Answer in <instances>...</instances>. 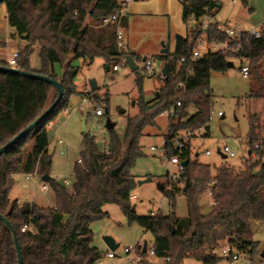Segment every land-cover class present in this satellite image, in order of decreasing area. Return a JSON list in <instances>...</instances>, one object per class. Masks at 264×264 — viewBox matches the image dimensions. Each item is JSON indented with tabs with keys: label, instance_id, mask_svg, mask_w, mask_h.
Returning a JSON list of instances; mask_svg holds the SVG:
<instances>
[{
	"label": "trees",
	"instance_id": "1",
	"mask_svg": "<svg viewBox=\"0 0 264 264\" xmlns=\"http://www.w3.org/2000/svg\"><path fill=\"white\" fill-rule=\"evenodd\" d=\"M217 1L179 0L183 23L193 21L195 25L187 31L185 38L175 37L173 53L157 56L163 63H168L169 72L166 77L159 78L161 86L155 98L152 101H144L142 96L138 98V113L128 118L124 137L115 134L114 128L109 130L111 137L104 151L98 148L93 137L85 135V148L73 167L72 191L50 177L46 182L55 200L51 207L27 201L18 205L16 200L11 201L13 176L31 172L49 175L47 125L55 114L67 108L69 97L78 94L73 83L77 70L71 65L72 60L83 59L91 64L96 57H103L109 67L126 54L135 56L116 46L117 28L126 27L127 16L103 23V19L116 9L118 0L2 1L8 26L14 29L11 36L26 41L24 49L18 51L17 68L58 80L63 90L62 99L52 113L0 155V214L9 220L16 232L23 264H95L102 255L93 245L91 226L108 215L103 210L106 204L118 205L129 224H137L149 232L153 237L155 256L169 258V264H183L185 259L215 264L221 258L214 251L226 242L240 253L253 255L256 242L252 240V223L264 222V154L252 159L249 149L245 169L235 170L223 165L213 175L209 165L191 159L190 143L180 151L169 147L168 156L177 154L180 160L188 162L180 169L177 181L166 182L170 189L164 188L163 193L173 209L176 195L182 194L188 215L180 217L174 211L170 215H137L130 199L137 186L131 169L143 155L140 140L145 127L155 126L156 118L168 111L165 135L168 141L180 130L193 133L204 128L205 134L209 135L206 120L211 96L205 89L209 86L211 73L227 71L232 58H246L250 65L249 75L254 71L258 77L257 69L264 61V24L260 37L244 40L239 53L209 52L195 62H180L204 33L224 39L214 27L205 30L200 24L203 17L217 9ZM240 1L247 5L249 0ZM35 45L39 46L38 70H33L29 61ZM4 46L5 42H0V47ZM56 64L63 68L61 75L55 71ZM0 66L9 67L2 60ZM190 66L193 73L186 76ZM179 83L185 84V93L178 89ZM53 89L41 80L0 71V146L53 102H49ZM253 96L258 97L259 93L249 97ZM103 100L107 105L109 98L106 96ZM178 101H181L180 106H177ZM191 104L196 112L188 115L186 110ZM254 122L251 119L249 144L259 139L255 135ZM30 140L31 146L27 150ZM262 141L264 143V138ZM186 181L188 185L184 189ZM207 193L213 204L209 213L202 214L199 199ZM24 226L27 228L22 230ZM139 253L146 256L142 247ZM0 264H17L12 235L1 221Z\"/></svg>",
	"mask_w": 264,
	"mask_h": 264
},
{
	"label": "rangeland",
	"instance_id": "2",
	"mask_svg": "<svg viewBox=\"0 0 264 264\" xmlns=\"http://www.w3.org/2000/svg\"><path fill=\"white\" fill-rule=\"evenodd\" d=\"M220 1L221 8L214 15L216 20H235L242 22L243 26L248 29L264 24V0H249L247 5H243L240 0ZM4 8L5 6L0 4V29L5 28L6 9L4 10ZM180 23L186 31L193 29L195 25L193 21L184 24L181 19ZM5 30H7L6 36H4L7 53L4 55L9 60L14 52L24 49L26 41L19 37L13 38L11 35L14 34V29L11 27L7 26ZM122 38L125 44L123 49L139 58L138 60L136 58L135 61L138 69L131 71L127 65H122V60H120L109 64V68L117 64V71L107 70L103 57H96L91 64H87L83 59L72 60L71 65L77 70L73 83L78 94L69 97L67 106L69 113L66 114L62 109L47 125L48 153L51 160L49 176L52 179L56 178L62 184H64V179L67 180L68 184L65 187L68 191H72L74 186L73 167L85 148V135L93 137L98 148L104 151L111 137V133L105 128L108 118L115 124L114 133L120 138L124 137L128 118L138 113L136 104L138 98L142 96L144 101H152L161 86L159 77L163 61L157 56L160 55L162 44L168 48L169 53H172L175 41L170 30L169 19L166 17L136 19L132 25L129 24V29L122 31ZM144 58L151 59L153 73L149 74L145 71ZM29 61L32 69L40 68L38 45L34 46ZM230 61L232 67L224 73H211L209 86L205 89L211 96L210 119L206 124L210 134L206 135L204 128L195 130L191 133L188 142L190 143L191 159L209 165L213 175L223 165L235 170L245 169L244 162L249 156L247 141L251 119L255 121L256 137L264 138V61L257 69L258 77L254 71L247 77L242 76L240 68L247 64L246 60L232 58ZM68 62L66 60V63ZM55 71L61 75L63 68L56 64ZM91 79L96 81L98 88L92 93V104H88L82 100V97L91 94L88 87V81ZM257 92L259 93L258 97H249ZM55 96L56 92L53 89L50 92L49 102H52ZM106 96L109 98L107 105L103 100ZM98 106H102V116H95L92 112ZM105 109H107V113ZM186 111L188 115H193L196 108L191 104ZM218 112H221V115H217ZM155 121V126L145 127L144 136L140 140L143 155L136 160L131 169L132 175L137 178L136 181L144 178H151L152 181L137 185L133 191L135 199L131 202L137 215L145 216L151 212L170 215L174 211L175 215L186 217L188 210L185 197L182 194H177L173 209L168 198L157 187V182H161L164 184V188L169 190L170 186H167L166 183L167 174L178 173L179 169L169 165L168 157L163 152L150 150L151 146H159L167 134L168 111L158 116ZM82 122H84L85 134L81 132ZM179 132L184 134L187 130ZM58 140H61L62 143H58ZM225 145L233 150L234 157H229L221 152ZM30 146L31 140L26 146L27 150ZM206 151L209 152V155L205 154ZM41 176L36 173L28 181L22 174L15 177V183L9 193L11 201L14 198L28 199L27 196L32 197V193H34L37 205L54 206L55 200L50 188L45 192L40 190L44 183ZM23 183L28 185L27 190H22ZM31 202L34 203L33 200ZM212 204V197L209 193L202 195L199 199L201 213H209ZM103 210L108 215L91 226L93 245L102 255L95 264H129V257L123 253V247H136L143 244L144 241L147 242V246L153 245L152 235L149 232H144L137 224H129L118 205L106 204ZM103 236H110L119 244L114 251L115 257H106L109 250L102 240ZM252 240L256 242L253 255L251 257L246 255L239 264H264V222L252 223ZM221 246L214 251V254L220 258ZM144 264H164V262L163 259L145 257ZM183 264L202 263L195 259H185ZM215 264L228 263L221 258Z\"/></svg>",
	"mask_w": 264,
	"mask_h": 264
},
{
	"label": "built area",
	"instance_id": "3",
	"mask_svg": "<svg viewBox=\"0 0 264 264\" xmlns=\"http://www.w3.org/2000/svg\"><path fill=\"white\" fill-rule=\"evenodd\" d=\"M131 1L133 0H118L116 9L113 11V13L110 16L105 17L103 19V23L115 22V21H118V19H120L121 17L125 16L126 6ZM200 24L202 28H204L205 30L208 29L209 27H214L216 33L223 35L224 39H217L216 36H208L207 34L204 33L201 37H199L196 40V43L194 44L191 52L188 55L183 56L180 59V62H187V61L195 62L203 58L209 52H228V53H234V54L239 53L242 50V42L248 38L260 37L261 29L263 26L262 24L258 27L248 29L243 26L242 22H238L235 20L218 21L216 20L214 15H207L203 17L202 20L200 21ZM122 31L123 29L120 27H118L116 31V46H117V49L120 51L124 50L123 47L125 45L123 38H122ZM201 49L205 51H202ZM124 56H122V59H121L122 65H126ZM17 57H18V52H14L11 58L7 61V64L9 65L10 68H17V61H16ZM133 59L134 61H136V56H134ZM243 59L247 61V64L241 66L240 72L243 77H247L249 75L250 65H249L248 59L246 58H243ZM143 63H144L145 71L149 74L153 73L154 70H153L151 59L144 58ZM110 69H112L113 71H117L118 65H112ZM192 73H193V68L190 66L186 70V74H187L186 76H189ZM159 78L160 79L163 78L161 75V71H160ZM178 89H180L183 93H185L186 91L185 84L179 83ZM92 93L93 92H91L90 95H84V97H82V100L88 104H92L93 102ZM180 105H181V101H178L177 106H180ZM64 112L68 114L69 113L68 108L64 109ZM92 112L95 116H102L103 115L102 106H98L94 108ZM217 115H221V112H218ZM209 119L210 118L208 116L206 121H208ZM190 137H191V133L188 131L185 132L184 134H180V132H178L171 138L170 141H168L166 138H163L159 146H151L150 150L163 152L164 155L168 157L169 165L177 167L180 171L182 167L180 166L181 160L179 159V156L177 154L168 156V148L170 147V148L180 151L189 142ZM58 143H62L61 140H58ZM247 144H248V148L251 150L252 159H258L260 154H264V143L262 141V138H259L250 144L249 143ZM221 152L229 157H234L233 150L227 145L223 146ZM205 154L209 155V152L206 151ZM263 160H264V157H263ZM35 174L36 172H31V173H24L23 175L26 180H30L31 178L34 177ZM179 178H180L179 172L172 173V174L168 173L166 182L172 183V182L177 181ZM54 179L56 180V178ZM63 183H64L63 185L65 186L68 184V181L64 179ZM48 188H49L48 185L44 182L41 185L40 190L42 192H45L46 190H48ZM130 199L131 200L135 199V196L131 195ZM16 203L18 205H21L22 201L18 199L16 200ZM150 214L155 215L153 212H151ZM26 228L27 226H24L22 230H25ZM142 245L143 244L141 243L137 245L136 247H132V246L123 247V253L127 254L129 257V264H144L145 257L155 258L157 260L159 259L155 256L153 245L147 246L145 257L141 256L139 253V249L142 247ZM115 256L116 255L114 251H108L106 253L107 258H113ZM244 257H246V254L238 252L234 246H232L231 244L227 242L223 246H221V258L226 260L228 264H239L242 258ZM163 262L164 264H169V258H164Z\"/></svg>",
	"mask_w": 264,
	"mask_h": 264
},
{
	"label": "water",
	"instance_id": "4",
	"mask_svg": "<svg viewBox=\"0 0 264 264\" xmlns=\"http://www.w3.org/2000/svg\"><path fill=\"white\" fill-rule=\"evenodd\" d=\"M3 0H0V4L2 3ZM216 10H213L211 12V15H215L218 12V9L221 8V1H217L216 2ZM168 53V48H166L165 45L162 44V48L160 50V54H167ZM124 59L126 61V65L129 67V69L131 71H135L136 69H138V66L136 65L133 56L131 54H126L124 56ZM144 60V59H143ZM228 67L231 68L232 67V62L229 61L228 62ZM108 66L106 67V69L108 70ZM0 71L2 72H8V73H13V74H17L20 76H24L27 78H32V79H37V80H41L45 83L50 84L56 91V97L53 100L52 103H50L42 112L41 114L30 124H28L25 128H23L22 130H20L12 139H10L8 142H6L4 145L0 146V155L3 154L4 152H6L8 149H10L12 146H14L15 144H17L21 139H23L25 136H27V134H29L36 126H38L44 119H46L51 113L52 111L56 108V106L59 104V102L62 99L63 96V90H62V86L60 84V82L58 80L52 79L48 76H44L42 74L36 73V72H29V71H24L18 68H10L7 66H0ZM169 72V66L167 62L163 63V66L161 68V75L162 77H166L167 74ZM88 87L90 92H95L97 90V84L96 81L94 79H91L88 81ZM105 112L107 113V109H105ZM115 127V124L113 122L110 121V119H106L105 122V128L107 130H112ZM81 132H85V126H84V122H82V128H81ZM188 160H181L180 161V166L184 167L187 164ZM49 178L48 174H44L41 176V180L43 182H47ZM152 179L151 178H144V179H140L136 181V184L138 186L147 183V182H151ZM188 185V181H186L185 187L184 189L187 187ZM157 187L158 189H160L162 192L164 191V184L161 182H157ZM0 221L2 222V224L4 225L5 228H7L9 230V232L12 235V239H13V243H14V249L16 252V258H17V264H23V258H22V254H21V250H20V245L17 239V235L16 232L13 228V226L11 225V223L9 222V220L2 216L0 214ZM102 240L106 246V248L109 251H115L119 244L115 242V240L110 237V236H103ZM147 249V242L144 241L143 245H142V251L146 252ZM264 256V255H263Z\"/></svg>",
	"mask_w": 264,
	"mask_h": 264
},
{
	"label": "crops",
	"instance_id": "5",
	"mask_svg": "<svg viewBox=\"0 0 264 264\" xmlns=\"http://www.w3.org/2000/svg\"><path fill=\"white\" fill-rule=\"evenodd\" d=\"M125 11L127 16V25L123 30L129 29V24L132 25L134 21H136V19L139 18L142 19L143 17H166L169 19L170 30L174 37L180 35L183 38H185L187 36V31L184 30L183 25L180 23V19L182 21V6L179 0H133L126 6ZM4 21H5V26H4L5 28L0 29V42L4 41L5 46L0 47V60L7 62L8 60L6 58V55H4L7 53L6 39L4 37L6 36V32H7V30L5 29L8 26L6 10L4 14ZM174 49H175V41H174V47L172 53L174 52ZM33 70H38V69H33ZM18 175L19 174L13 176L14 183H15V177H17ZM21 188L22 190H27L28 185L23 183L21 185ZM27 198L28 199L14 198V200L19 199L22 202H26V201L31 202L33 200V202L36 203L34 193H32V197L28 195ZM10 200L12 199L10 198Z\"/></svg>",
	"mask_w": 264,
	"mask_h": 264
}]
</instances>
